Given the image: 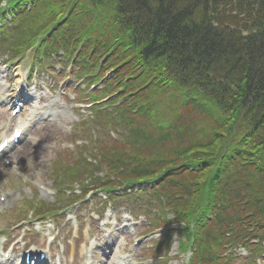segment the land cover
Returning <instances> with one entry per match:
<instances>
[{"label": "trees", "instance_id": "16d2710c", "mask_svg": "<svg viewBox=\"0 0 264 264\" xmlns=\"http://www.w3.org/2000/svg\"><path fill=\"white\" fill-rule=\"evenodd\" d=\"M49 1L55 2L58 7L63 5L64 13L68 14L64 26L71 29H67L68 33H58L54 40L50 37L51 47L66 48L73 32L93 34L94 32L83 29L86 26H91L95 32H103L100 28V13L108 15L109 20L105 23L110 31L117 34L115 41L120 42L112 47L107 66L122 65L130 60L147 72L144 77L146 79H139L128 85L137 78L138 71L128 75L121 84L123 92L130 96L127 108L138 105L139 97L135 101L133 91L140 90L146 81L152 83L148 86L147 93L153 96L158 95L161 88L180 86L197 95V98H202L198 101L210 105L214 113L225 110L228 117L226 121L221 119L220 124L216 125L223 134L213 138L212 142L198 143V149L219 152L228 148L232 138L235 137L239 142L242 137L243 143L232 152L225 150V158L232 157L233 152L239 149L248 156L252 155L251 157L256 154L260 160L256 161L257 165H264V0H89L82 10L76 6V10H73L76 0ZM83 9L92 13L87 17L88 20L81 15L79 16L82 18L77 16ZM74 14L77 15L74 17ZM74 23L81 26L77 27ZM39 32H42L40 27L31 28L21 38H14L13 46L16 50L17 47H25L28 39ZM140 75L144 76V72ZM164 98L168 101V97ZM181 104H178L180 109ZM144 113L148 116L150 111ZM134 114L130 113L129 116L138 119L139 116ZM155 114L162 116L159 111ZM167 115L169 112L162 117L174 123L172 117ZM148 119L149 117L141 121L145 129L151 127ZM248 129L251 132L245 135ZM251 133L256 144H244ZM109 148L119 152L123 149V144L115 143ZM132 150L134 159L149 164L147 166L141 162L146 166H138L141 172H147L148 167L157 166L171 169L178 161L173 159V155L168 156V153L162 156L172 158L161 164L160 161H155L159 157H149L141 146L133 147ZM213 157L210 158V164H213ZM208 165L209 163L205 164ZM207 183L214 191L216 187L212 186L216 181ZM229 193L233 194L231 188ZM196 194L197 190H193L191 195L195 197L192 202L204 204L203 194ZM193 205L188 206L189 209L192 208L190 214L196 211ZM181 220L185 221L186 218Z\"/></svg>", "mask_w": 264, "mask_h": 264}, {"label": "rangeland", "instance_id": "374dc122", "mask_svg": "<svg viewBox=\"0 0 264 264\" xmlns=\"http://www.w3.org/2000/svg\"><path fill=\"white\" fill-rule=\"evenodd\" d=\"M87 1L89 2V0H76V4L73 6V10H76L75 6L77 7V9L82 10V7L88 5ZM76 12H78V10ZM77 14H74V17ZM91 14H92L91 12H88L85 9H83V11L77 16L79 18L84 17L86 20H88L89 18L87 17L90 16ZM79 15H81L82 17H80ZM100 15H101V21H102L100 28L102 29L103 32L101 31L95 32V30L91 29V26H86V28H83L84 30H87L88 32H91V33L94 32V33L93 34L88 33L87 35L85 33H82L83 35H86V38L79 36L78 40H76V44L80 47V50L82 52L91 49L93 50V52H98V54H100L101 51L105 49L106 47H108L109 49L111 47V43H108L109 41L104 39L103 36L107 37L108 39H111L117 36V34L114 31L109 30V27L105 23L109 20L108 15L105 12L104 14L100 13ZM64 16L68 17V14H64ZM42 18L46 20L45 16ZM74 24L77 27L81 26L79 23H74ZM88 28H90L91 31ZM83 45H87V48L84 49ZM109 54L110 52H108V55ZM97 64L98 62L96 63V65ZM99 67H101V65ZM119 67H120L119 73L123 75H128V74L132 75L139 71L137 78L136 79L134 78L135 80L131 81L128 85H130L132 82H135L139 79H143L147 74L146 70H144L138 63L134 61H130V60H127L126 62H124V64L120 65ZM14 68L20 69L23 73H25L27 70L26 67L24 66L22 67V65L14 66ZM8 71L9 70H7L6 72ZM141 72H144V76L140 75ZM103 73H104L103 70L98 69L96 72V76L101 77ZM41 77L44 78V76H41ZM122 78H125V76H122ZM64 79L66 80V82L72 84L71 82L72 80H68L66 78ZM111 81L113 82V79H111ZM62 84L64 87L65 86L64 81L62 82ZM98 87L100 88V85L96 84V87H94V89H89L88 91L93 93L90 95L85 94L84 91H81L79 89V93L77 94L78 100L89 101L91 97H101L106 92H108L107 90L100 92L98 89H96ZM161 90L162 92H160L159 94L160 97H173L171 95V90H163L162 88ZM136 93H138V91ZM174 97H177V96H174ZM144 98L147 99L148 103H150L153 111L160 110V114L162 116L165 115V111L164 109H161V105L158 107L156 102H149L147 97H144ZM158 102L162 103L161 100H158ZM170 104L173 105V103H170ZM171 108L172 107H170L169 109L170 111H171ZM66 112L67 114H66L65 119L71 118L72 120L73 118L75 119V122H76V119H79V118L84 119L86 115H88L86 110L74 111L73 113L72 107L70 106L67 108ZM2 114H0V118H3ZM176 115L178 119L175 118ZM222 117H224V121L228 119L225 112H222ZM100 120L102 123H108V124L113 123L114 121V120L112 121L109 118L108 114L101 117ZM173 120H174V129H173L174 138L173 139L174 140L177 139L178 141L182 140L183 143L174 142V145L171 146L172 144L169 141H173V139L168 140L166 138L161 137L160 133L158 132L160 127L155 126L154 129H157L158 131H154L152 129L151 134H152V138H154L156 142L148 145V149L144 150L146 151L149 157H160L162 155H166L173 148L178 147V146L185 145V147H187L189 145L188 143L190 141H193L194 139H196V141H201V142H212L213 138H218L219 137L218 135L223 134V131L219 128H216V125L212 124L210 120H208L205 116L201 114H196L192 111L187 112V111H183L179 109L175 110L174 115H173ZM88 126H91V124ZM93 128L87 129L86 127L83 130L84 132L80 134L83 138H85L86 141H89L88 147L83 146V148L80 149L81 151H69L61 155L60 154L58 155L57 153V156H55L56 152L63 151L60 147H58V145H60L62 141H72L71 139H75L79 135L74 134L73 137L70 138L69 136L65 134L56 132L55 131L56 128L50 125H48L47 127L40 128L39 132H41V134L44 137L41 138V140H39V142L36 145L29 147L28 149H26L25 152H23L22 149L24 148H23V145L21 144L17 148V151L12 152V154L10 155L11 163H14V165L24 173L23 178L17 177V175L13 174L12 170L9 167H7L4 163H0V192L9 191L12 194L11 199L13 201H19L21 199L36 197L37 200H39L40 202L44 201V202L51 204L53 202L52 200L53 191L51 188L54 187L55 185L54 182L56 180L60 182L59 184L63 183L62 186H65V187L69 186L67 182L70 181V179L65 178L69 170L82 171L84 168L89 167V165L81 162L80 158H78L79 153H81L82 151L87 153L86 150H89L90 154L93 157H96L99 159V162H104L103 157H100L98 152L95 150V146H97L98 143L93 141V136H94L93 131H92ZM94 130L97 136L101 133V131L97 130L96 128H94ZM141 130L144 131L143 126L141 127ZM107 139H110V138L105 136L104 141H106ZM57 140H58V143H55ZM121 151L122 152L119 153V155H122L123 153H128L131 151V149L129 146H124ZM213 153L218 155V157L216 158H219L221 156V150L220 152L215 151L212 153L204 152L201 155L204 157H210L211 155L209 154L213 155ZM119 155H116V156H119ZM104 159H107V158H104ZM122 163H120V165ZM126 163L128 162L126 161ZM112 165L116 167V165L114 164ZM91 167H94L92 168L94 171L103 173V175L101 176L104 177L105 181H108V182L117 181L115 179V175H111L110 172H107V171H102L100 167L97 166V164L95 166L91 165ZM215 171H216L215 168H211V169L209 168V172L205 171L201 173L200 175H198L199 178L195 179L196 181L195 185L197 186L195 189H197L199 192L200 190L202 191L204 189L202 194H205L206 191L208 190L211 192L212 196H218L220 193L219 191L220 188L215 191H212L208 183L204 181V180L209 181L210 178L212 180V177L214 175L213 172ZM105 172H106V175L104 174ZM219 175L220 176L217 179V181L223 184L225 182V180L223 179H225L226 176L223 175L222 173H219ZM60 177H62L64 180ZM38 183L44 185L45 188L43 190L40 189V185ZM16 191L18 193V197L17 196L14 197L15 196L14 194ZM96 196L97 198L91 197L90 200L88 201L84 200V202H82L80 206L73 207L76 210L72 209L69 212H67L68 211L67 210L66 211L67 213L65 212L64 214H73V212L75 211V213H78V214L83 213L84 215H86L85 213L96 212L97 210L103 209L101 211L103 213L102 215L113 216V213H106V211L108 210V208L105 209L106 206L102 207L104 204L106 205V201L103 200V197L98 198V195ZM65 199L66 198L64 197V200ZM207 200L208 201L210 200V195H208ZM179 202L182 204L183 200L180 199ZM213 204L218 205L219 202H216ZM214 207L215 206H213V208ZM146 208H151V207H149V205H146ZM118 209L119 208H115V211H117ZM222 214L224 216L223 219L225 220L229 219L230 221H232L231 214L232 215L237 214V211H235L234 208L232 209L226 208L225 210H223ZM17 215H18V212H16L15 208H13L10 216L6 220H4L3 216H0V229L7 226L6 225L7 221L15 220L18 217ZM217 215L221 216L219 214ZM249 216L250 217L246 218V222L244 223V226L240 224H236L234 228L248 229L250 227V224L253 223V219H255V215L253 213H251ZM154 219H155V216L151 215L150 223L147 222V225L144 227V229L147 227L148 229H151V227L153 226V223H156ZM212 220L213 221L211 222V224L213 223V225L209 226L208 230L212 233H216L218 231L219 225L221 226V224L218 223V222H221V220L219 218H212ZM158 223L160 222L157 221V224ZM3 225L5 226L3 227ZM203 230L206 231L207 229L204 228ZM232 230L235 231L234 229ZM44 231L47 233L48 229H45ZM154 235H155V239L153 242V247L151 251L149 250L150 253L148 255H150L154 259L155 264H185L189 256L193 261H195L200 254L197 247L200 250H202L203 256L208 255V256L216 257L218 253H220L219 251H215L214 253H209L208 251H205L202 248L203 241L201 239L199 241L198 240L191 241L190 239H187L185 237V234L183 233V229H179V230L174 229V236H172L171 239H169L168 237L169 233H167L166 230H161V232H154ZM56 239H57V242L61 241L60 237H57ZM234 245L235 244H233V247L226 246L227 251L225 252L224 255L226 257H236L235 260H237L238 262L240 259L238 258L237 255H239L241 249H237L236 247H234ZM246 253L247 254L245 256L239 255L240 257H242V260H241L242 263H239V264H248L247 262H250L254 258L255 259L257 258L256 253L252 252L251 250H247ZM263 257H264V254H263ZM223 261L224 260L217 261L216 264H224Z\"/></svg>", "mask_w": 264, "mask_h": 264}, {"label": "bare ground", "instance_id": "6f19581e", "mask_svg": "<svg viewBox=\"0 0 264 264\" xmlns=\"http://www.w3.org/2000/svg\"><path fill=\"white\" fill-rule=\"evenodd\" d=\"M24 146H25L26 148L22 150L23 152H25V151H26V149H28L29 147H31V145H29V143H25V145H24Z\"/></svg>", "mask_w": 264, "mask_h": 264}]
</instances>
